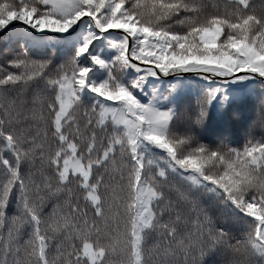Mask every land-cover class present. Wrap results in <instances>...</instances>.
<instances>
[{
  "label": "snow or ice",
  "instance_id": "snow-or-ice-1",
  "mask_svg": "<svg viewBox=\"0 0 264 264\" xmlns=\"http://www.w3.org/2000/svg\"><path fill=\"white\" fill-rule=\"evenodd\" d=\"M0 264H264V0H0Z\"/></svg>",
  "mask_w": 264,
  "mask_h": 264
},
{
  "label": "trees",
  "instance_id": "trees-1",
  "mask_svg": "<svg viewBox=\"0 0 264 264\" xmlns=\"http://www.w3.org/2000/svg\"><path fill=\"white\" fill-rule=\"evenodd\" d=\"M258 118V117H257ZM238 128L240 127L239 125L237 126Z\"/></svg>",
  "mask_w": 264,
  "mask_h": 264
}]
</instances>
